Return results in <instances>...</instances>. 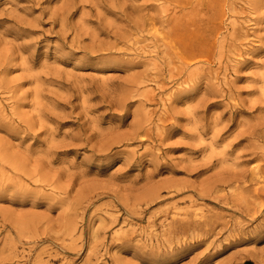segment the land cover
<instances>
[{
  "label": "rangeland",
  "instance_id": "1",
  "mask_svg": "<svg viewBox=\"0 0 264 264\" xmlns=\"http://www.w3.org/2000/svg\"><path fill=\"white\" fill-rule=\"evenodd\" d=\"M65 2L0 0V264H261L264 192L232 177L264 169V0L219 1L220 56L180 70L117 10L162 3Z\"/></svg>",
  "mask_w": 264,
  "mask_h": 264
},
{
  "label": "bare ground",
  "instance_id": "2",
  "mask_svg": "<svg viewBox=\"0 0 264 264\" xmlns=\"http://www.w3.org/2000/svg\"><path fill=\"white\" fill-rule=\"evenodd\" d=\"M157 3H162V8L159 10L158 16H145L141 17L139 20L132 21L131 15H126L122 6L118 7L120 15L128 23L127 33L133 32L134 35L140 36H150L152 41L155 42V46L159 51L161 48L163 51V59L168 65H173L178 62L180 65L177 67L179 70L183 67H189L197 65L203 60L202 56L209 53H214L218 51L219 56L221 50L224 48L223 43H218L217 36H220L221 26L223 25V13L216 11V4L221 0H155ZM67 2V0H66ZM65 2V3H66ZM69 5V4H67ZM174 5V6H173ZM173 7V8H172ZM73 8V7H72ZM158 9V8H157ZM71 8L67 11V16L70 15ZM65 15V14H63ZM191 17V18H189ZM233 32L229 35L230 39L238 38L237 24L232 22ZM126 31L121 34L116 33V36H120L117 40L127 48L130 44H138L140 40L130 37L124 38ZM132 36V35H130ZM240 38V37H239ZM116 47V46H115ZM120 51L119 53H121ZM8 58L6 54H0V65L3 61ZM5 90L10 91L11 87H5ZM48 121H53L51 117ZM42 129L48 130L46 125L41 123ZM67 137V136H65ZM150 137V131L144 126H140L135 132V136H129L128 141H133L140 138L143 142ZM54 140V139H53ZM73 141H82L84 144L88 145L92 141V136L83 135L73 137ZM126 140V139H125ZM119 140L117 142L121 143ZM110 144H104L103 146H98V152L109 151L111 147L116 143L115 141L109 142ZM69 146H77L72 143ZM57 146H53L56 148ZM53 153L51 149L48 150L47 155L50 156ZM13 166L20 169V163L23 158L15 156L12 157ZM233 185L237 189H252L255 195H259L260 192H264V169L257 168L249 171L248 174H238L232 177ZM252 205V203H251ZM250 203L246 206V213L257 215L258 213L254 211L253 206ZM197 216L198 214L195 213ZM204 217V215H203ZM209 226L208 222H196L194 229L196 230L201 227ZM264 264L263 262H260ZM245 264H249L246 262Z\"/></svg>",
  "mask_w": 264,
  "mask_h": 264
}]
</instances>
